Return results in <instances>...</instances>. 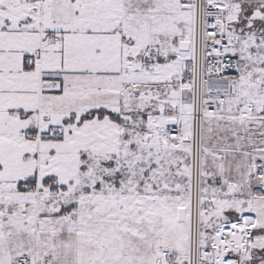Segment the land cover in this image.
<instances>
[{"label": "snow or ice", "instance_id": "6c2138e0", "mask_svg": "<svg viewBox=\"0 0 264 264\" xmlns=\"http://www.w3.org/2000/svg\"><path fill=\"white\" fill-rule=\"evenodd\" d=\"M0 264H264V0H0Z\"/></svg>", "mask_w": 264, "mask_h": 264}]
</instances>
